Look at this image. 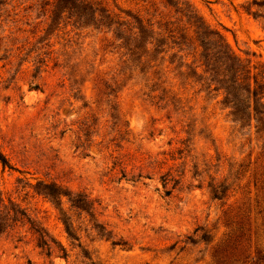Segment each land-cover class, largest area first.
<instances>
[{
    "label": "rangeland",
    "instance_id": "rangeland-1",
    "mask_svg": "<svg viewBox=\"0 0 264 264\" xmlns=\"http://www.w3.org/2000/svg\"><path fill=\"white\" fill-rule=\"evenodd\" d=\"M53 1L0 11V264H264V124L181 78L177 49L159 85L130 78L114 30L54 21ZM184 1L264 74V0ZM107 5L156 30L179 17L162 0Z\"/></svg>",
    "mask_w": 264,
    "mask_h": 264
},
{
    "label": "trees",
    "instance_id": "trees-1",
    "mask_svg": "<svg viewBox=\"0 0 264 264\" xmlns=\"http://www.w3.org/2000/svg\"><path fill=\"white\" fill-rule=\"evenodd\" d=\"M5 2L0 0V11ZM162 2L164 7H171L179 17L175 21L167 20L166 23L171 26L160 25L158 30L146 23L142 16L127 12L132 19L129 21L114 15L108 8V0H54L52 11L54 21L64 17L83 27L114 30L115 41H120L117 47L125 50L123 71L130 73V78L148 75L147 79L154 86L160 84V77H157L160 71L157 69L165 61L166 54L177 49L170 56V62L175 63L178 54L183 53L177 65L178 69H185L179 71L181 78L201 84V89L209 93L215 91L216 95L222 94L221 103L230 109L234 122L250 126L255 119L264 124L259 116L264 108L262 71L253 73L244 61L234 55L223 35L210 28L186 1ZM0 161L4 167L9 164L2 153ZM37 188L55 198L66 195L56 183H38ZM72 201L81 208L87 205L85 198ZM39 241L40 246L47 245L44 235L40 236Z\"/></svg>",
    "mask_w": 264,
    "mask_h": 264
}]
</instances>
